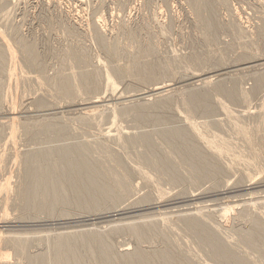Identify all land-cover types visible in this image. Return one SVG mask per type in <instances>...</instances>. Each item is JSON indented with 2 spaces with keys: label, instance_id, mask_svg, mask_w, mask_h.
I'll return each mask as SVG.
<instances>
[{
  "label": "rangeland",
  "instance_id": "rangeland-1",
  "mask_svg": "<svg viewBox=\"0 0 264 264\" xmlns=\"http://www.w3.org/2000/svg\"><path fill=\"white\" fill-rule=\"evenodd\" d=\"M207 2L211 28L202 24L193 0H0V125L16 119L15 135L6 129L10 126H0V184L9 181L8 195L0 192V216L9 218L4 223L2 219L0 233L28 237L22 257L0 241L8 264H26L48 253L61 234L79 232L98 233L110 244L111 256L126 248L152 255L169 243L184 263L219 264L211 247L185 225L189 216L212 227L219 241L230 243L226 247L233 254L264 264V229L257 225L264 227V0ZM25 48L33 49L32 60ZM75 53L85 60L70 59ZM140 68L145 78L153 76L152 81L137 78ZM80 74H92L97 90L79 88ZM64 75L77 83L74 99L56 86ZM218 82L226 90L234 89L232 98L216 90ZM204 90L210 91L207 99L194 110L182 102L191 91ZM70 100L77 104L72 106ZM161 100L171 103L149 107ZM143 102L148 108L140 118L135 112L146 105ZM206 107L209 112H204ZM43 122L50 125L47 132L38 131L37 123ZM168 129L188 133L189 147H199L210 158L212 149L216 151L215 157H221L216 163L213 155L210 163L221 170L212 177L201 175L194 168L199 163L196 156L188 159L182 155L186 148L174 149L161 137ZM142 135L150 138L149 148ZM178 140L169 139L174 144ZM78 145L97 147L86 149L101 172L110 164L111 176L104 170L99 181L111 183L114 197L96 200V189L68 188L67 201L51 209L18 197L21 183L34 181L27 175L29 156L52 150L57 160L60 148ZM157 158L165 161L164 168L158 167ZM171 170L177 172L174 180ZM118 182L122 188L113 186ZM149 221L155 222L158 233L149 235L151 242L136 240L128 225L152 224ZM247 233L255 244L250 249L242 244ZM78 254L86 264H106L91 261L82 248Z\"/></svg>",
  "mask_w": 264,
  "mask_h": 264
},
{
  "label": "bare ground",
  "instance_id": "bare-ground-1",
  "mask_svg": "<svg viewBox=\"0 0 264 264\" xmlns=\"http://www.w3.org/2000/svg\"><path fill=\"white\" fill-rule=\"evenodd\" d=\"M81 2V1H80ZM193 5L196 6V11L200 13V16H201V21H202V24L204 25V27H212L210 26L208 23V16L206 14V11H209L207 10V0H193ZM82 4V3H81ZM209 4V3H208ZM209 6V5H208ZM211 9V8H210ZM210 19V18H209ZM208 24V25H207ZM208 27V28H209ZM206 30V29H205ZM209 33V32H208ZM206 35V34H205ZM208 35V34H207ZM206 35V36H207ZM101 41V39H100ZM26 50V51H25ZM25 54H28L27 57L29 56L32 60V58H34V52H33V49H29V48H25ZM114 50V48H113ZM27 52V53H26ZM114 52V51H113ZM114 54V53H112ZM28 57V58H29ZM70 59H73L74 61H79L81 62L84 61L85 59H83V57H81L79 54H70ZM259 60V59H258ZM73 61V62H74ZM252 61V60H251ZM254 62V61H253ZM12 63V62H11ZM248 63V62H247ZM250 63V61H249ZM252 63V62H251ZM257 63V62H256ZM255 63H252L251 65H253ZM263 64V63H262ZM234 65V64H233ZM245 65V64H244ZM243 65V66H244ZM250 65V67H251ZM260 65V64H258ZM242 66V67H243ZM248 66V65H246ZM255 67V65H253ZM241 67V68H242ZM135 68V67H134ZM224 68V67H223ZM244 68V67H243ZM247 68V67H246ZM141 69V68H140ZM220 69V68H218ZM139 70V68H138ZM138 70H134V72L138 71ZM143 69L140 70V73H136L137 74V78L140 77V79H151L149 81H152V78L153 76H147L146 75L144 76L143 74H141V71ZM119 73H120V70H118ZM216 71V70H215ZM130 72H133V71H130ZM133 72V73H134ZM219 72V71H218ZM225 72V71H224ZM116 73L118 75V72L116 70ZM129 73V72H128ZM153 73V72H152ZM122 74V73H121ZM120 74V75H121ZM151 74V73H150ZM214 74V73H213ZM119 75V76H120ZM135 75V73L133 74ZM63 76V75H62ZM65 76V75H64ZM75 76V75H73ZM122 76V75H121ZM139 76V77H138ZM204 76V75H203ZM60 77V76H59ZM79 77V78H78ZM77 77V80H78V86L79 88H82L84 91H92L93 89L97 90V79L94 78L92 76V74H80L79 76ZM156 77V76H154ZM193 78H197V80L199 79V76L197 74H193L192 75ZM205 77V76H204ZM207 77V76H206ZM263 77V76H262ZM262 77L261 78H258L256 81L258 83H262ZM76 78V77H75ZM191 78V77H190ZM256 78V77H255ZM23 79V78H22ZM27 79V78H26ZM58 79V78H57ZM189 79V78H188ZM32 80V79H31ZM75 80V79H74ZM72 76H65V77H62L61 79H59V81H57V84L56 86L58 88H60V91L68 96L69 98H72L74 99L73 97L75 96L74 93L76 91V86H77V83H75L76 81H74ZM155 80V79H153ZM195 80V79H194ZM202 80V79H201ZM207 80V78L205 80H203V82H205ZM209 80V78H208ZM207 80V81H208ZM28 81V80H26ZM147 80H145L146 82ZM255 81V80H254ZM56 82V81H55ZM199 82V81H198ZM201 82V81H200ZM199 82V83H200ZM209 82V81H208ZM74 83V84H73ZM206 83V82H205ZM219 83V82H218ZM203 84V83H202ZM217 84V83H216ZM220 84V83H219ZM224 84V82H223ZM76 85V86H74ZM259 85V84H258ZM171 86V85H170ZM215 86V85H214ZM256 87H257V83H256ZM260 87V86H258ZM217 91H221L223 93H225L227 96H230L232 98V93L234 92V89H231V90H226L224 89L223 86H221V84L217 87H215ZM227 88H228V85H227ZM165 89V88H164ZM93 90V92H94ZM168 90V89H167ZM166 90V91H167ZM197 90V89H196ZM210 90V89H208ZM213 90V88H212ZM256 90V88H255ZM198 91V90H197ZM205 92H192L191 91V94H189L187 97H186V100L182 101V102H188L192 107H193V110L194 108H196V106H200L202 103L205 102V100L207 99L206 97L208 96L209 92L204 90ZM60 92V94H61ZM151 93H153L151 90L149 91ZM155 92V91H154ZM188 93V92H187ZM162 94V92H161ZM165 95V94H164ZM167 95V94H166ZM64 96V95H63ZM143 97V96H142ZM159 97V96H158ZM161 97V96H160ZM145 98V97H144ZM148 98V97H147ZM157 98V97H156ZM185 98V97H184ZM146 99V98H145ZM168 99V98H167ZM68 100V99H67ZM144 100V99H143ZM147 100V99H146ZM71 101V105H76L77 102H74V100H70ZM149 101V100H148ZM102 102V101H101ZM166 102L168 103L169 101H156V104H152L151 103L149 104V107H153V106H161L166 104ZM174 102V101H173ZM125 103V102H124ZM144 103V102H143ZM171 102H169L170 104ZM187 103V104H188ZM146 104V103H144ZM143 104V105H144ZM188 104V105H189ZM103 105V104H102ZM185 105V104H184ZM187 105V106H188ZM71 106V107H72ZM124 106V105H123ZM104 107V106H103ZM108 107V106H107ZM127 107V106H126ZM125 108V107H124ZM140 109H137L135 114L137 115V117H140V118H144L145 116V113H144V109L145 108H148V105L146 104L144 107H139ZM186 108V107H185ZM190 108V106L188 107ZM129 110V109H128ZM188 110V109H187ZM186 110V111H187ZM191 110V108L189 109ZM124 111V110H123ZM126 111V110H125ZM205 111H210V109H208L206 107V109L204 110ZM127 112V111H126ZM17 117V116H16ZM11 118H14V117H11ZM10 118V119H11ZM3 119V118H2ZM5 120V119H4ZM7 120V119H6ZM13 120H16V119H11L9 121H6L5 123H3L2 125V128H5V126H10V128H6V129H9L12 134H14V130L15 128H12V126L15 125L12 124L13 123ZM18 120V119H17ZM3 121V120H2ZM15 122V121H14ZM40 123V122H39ZM42 123V122H41ZM0 125V126H1ZM28 125V124H27ZM38 131H41V132H47L50 128V125L48 123L44 124H38ZM217 124L214 125V128ZM19 126V124H18ZM211 126V125H210ZM221 127V125H219ZM15 127V126H14ZM23 127H27L25 124ZM18 128V127H17ZM210 128V127H209ZM209 128L207 129L208 131ZM223 128V127H222ZM211 129V128H210ZM213 129V128H212ZM218 129V127H217ZM225 129V128H224ZM29 131V130H28ZM10 132V133H11ZM213 132V130H212ZM224 132V131H223ZM59 133V132H58ZM219 133V132H217ZM228 133V132H227ZM46 134V133H45ZM111 134V133H110ZM109 134V135H110ZM225 134V133H224ZM224 134L222 136H224ZM232 134V133H230ZM11 135V134H10ZM15 135V134H14ZM59 135H61V133H59ZM218 136H221L220 134ZM11 137V136H10ZM60 137V136H59ZM162 138H164L166 141H168L170 144H171V147L176 149L178 147H183V148H186L185 149V152L182 154L183 156L185 157H188V159L192 160L193 158H196L199 159V163L196 167H194L195 169L199 170L200 171V174L207 177V176H213L217 171L221 170V166H217L214 165V164H211L210 162H214V161H211L213 160L212 159V156L215 154V155H218L216 151H214L212 149V155L211 158L209 157V155H204V151L202 152L201 150H199V147L196 148L195 145H193L192 147H189V142H188V133L184 132L183 130H164L163 133H162ZM230 137V136H229ZM110 138V137H109ZM141 140L144 144V146H147L149 148V145H151V141H150V138L148 136H145V135H142L140 136ZM171 138H176V139H179L178 140V145L177 143L174 144L172 142L169 141V139ZM228 138V137H227ZM232 139V138H231ZM226 140V138H225ZM139 141V140H138ZM231 141V140H229ZM8 142V141H7ZM10 142V141H9ZM134 142V140H133ZM228 142V141H227ZM226 143V142H225ZM233 143V142H232ZM7 144V143H6ZM140 144V143H139ZM138 144V145H139ZM229 146H230V142H228ZM12 145V144H11ZM104 145V144H103ZM109 145V144H108ZM137 145V144H136ZM13 146V145H12ZM86 146V147H85ZM107 146V145H106ZM234 146V145H233ZM240 146V145H239ZM91 147L92 148V145L91 146H88V145H78V147H75V148H70V147H63V148H60L57 153H58V159L57 160H53V156L56 155L54 154V152L52 150H49V151H44V152H41V153H38L36 154L35 156H29L28 157V161H29V166H28V169L29 171H27V175H28V178H29V175H30V178L33 181V183L29 184V183H25V182H22L21 185H20V188H17V192H18V197H20L21 199L24 198L26 201V203H32V204H37V205H44L46 208H52L54 207L58 202H65L67 201V197H66V190L68 188H71L74 190V192H78L79 191V188H83V189H87V191L89 192H92L94 189L98 190L99 193H95L94 192V197L95 199L97 200V197L99 198H108V197H114V190L112 187H110L109 183H106V182H100L99 180L102 179L104 177V173H102L104 170H106V172H109L108 174H106L107 176H111V170L110 171H107L108 168H110V164L108 165V167L106 169H104L103 166L105 165H101L103 167V170L102 172L100 171V168H99V164L98 163H95L93 160L94 159H89L88 157V149L86 148H89ZM95 147V146H94ZM93 147V148H94ZM146 147V148H147ZM231 147V146H230ZM235 147V146H234ZM14 148V147H13ZM92 148V149H93ZM232 148V147H231ZM239 148V147H238ZM95 149V148H94ZM97 149V147H96ZM95 149V150H96ZM101 149V148H100ZM103 149V148H102ZM112 149V148H111ZM235 149V148H234ZM233 149V150H234ZM232 150V149H230ZM232 150V151H233ZM242 150V149H241ZM103 151V150H102ZM108 151V150H106ZM105 151V152H106ZM113 151V150H112ZM236 153L237 151L239 152V150H234ZM243 151V150H242ZM7 152V151H6ZM92 152V153H91ZM109 152H111V150H109ZM209 152V151H208ZM211 152V151H210ZM235 152H233L235 154ZM241 152V151H240ZM91 154H93V151H90ZM97 153V152H96ZM103 153V152H102ZM142 153V152H141ZM107 153H105L106 155ZM209 154V153H208ZM3 155V154H2ZM104 155V156H105ZM113 155V153H112ZM111 155V156H112ZM138 155V153H137ZM144 155V154H143ZM215 155L213 157H215ZM239 155V153L237 154ZM9 156H11L9 154ZM15 156H16V153H15ZM110 156V155H109ZM108 156V158H110ZM139 156V155H138ZM155 156V154L153 155ZM8 157V155H7ZM18 157V156H17ZM113 159L116 157V156H112ZM150 157V156H149ZM218 158L221 157V156H217ZM217 157H215V161L216 163L218 162V159ZM2 158V157H1ZM3 158H4V155H3ZM13 158V157H12ZM99 158V157H98ZM106 158V157H104ZM107 160H110L108 159ZM118 158V157H117ZM141 158V157H140ZM15 159H17L15 157ZM97 161L96 162H99L100 161V158L99 160L97 159V157L95 158ZM113 159H111V161H114ZM142 159V158H141ZM141 159H140V162H141ZM147 159V158H146ZM145 159V160H146ZM220 159V158H219ZM2 160V159H1ZM0 160V161H1ZM117 160V159H116ZM120 162V158L118 159ZM143 161V159H142ZM149 161V160H147ZM146 161V162H147ZM155 161V160H154ZM241 161V159H240ZM115 162V161H114ZM117 162V163H118ZM122 162V161H121ZM120 162V163H121ZM156 162H157V165L158 167H163L165 166V161L162 160L161 158H157L156 159ZM194 162L193 161H190V165H192ZM242 162V161H241ZM240 162V163H241ZM100 163V162H99ZM106 163V162H104ZM110 163V161H109ZM120 163H118L120 165ZM123 163V162H122ZM121 163V164H122ZM147 163H150V162H147ZM153 163V161L151 162ZM150 163V164H151ZM221 163V162H220ZM219 163V164H220ZM124 165V164H122ZM154 166V163L152 164ZM116 166V165H115ZM148 166V164H147ZM150 166V165H149ZM112 167V166H111ZM121 167V165L119 166V168ZM117 168V167H116ZM157 168V166H156ZM158 168V169H159ZM171 168V167H170ZM124 169H126L125 167L123 168L122 172L124 171ZM114 170V169H113ZM114 171H118V170H114ZM120 171V170H119ZM172 173L170 174L171 175V180H174L177 178V172H175L174 170H171ZM105 172V173H106ZM114 175H117L115 177H119L118 175V172L117 174L112 172ZM120 175L124 176L123 174H121V171L119 172ZM129 173V172H128ZM127 174V173H126ZM129 175V174H128ZM126 175L122 178L124 179L125 181V178ZM197 177V176H196ZM111 178V177H110ZM114 181H116L114 179V177H112ZM121 178V176H120ZM9 180V179H8ZM121 180V179H120ZM196 180V179H195ZM122 181V180H121ZM122 181V183L124 182ZM120 182V181H119ZM119 182L118 183H115L113 186H119ZM9 183V181L7 182ZM6 181L1 183L0 184V192L1 194L3 193L4 195L7 194L9 187H7V184ZM112 186V185H111ZM121 186V185H120ZM119 186V187H120ZM123 186V190H125V184L122 185ZM125 186V187H124ZM122 188V187H120ZM127 189V188H126ZM11 190V189H10ZM127 191V190H126ZM0 194V197L3 196ZM80 192L77 194L79 195ZM8 195V194H7ZM7 197V196H6ZM4 198V197H3ZM50 198V199H49ZM256 207V206H255ZM260 207V206H259ZM263 207V206H262ZM254 209V208H253ZM252 210V209H251ZM255 211V210H254ZM260 211V210H259ZM251 212V211H250ZM264 213V212H263ZM251 214V213H250ZM249 214V215H250ZM261 214V213H260ZM259 214V215H260ZM246 215V214H245ZM248 215V214H247ZM190 217V216H189ZM187 217L185 220V225L192 229L193 232L197 233V236L200 238V241H202V243H206L208 244L209 247H211V253L212 255L215 257V259L218 261V262H215V263H219V264H254V261L255 262H258L261 263L260 260H256L255 258H252L251 257V263H249V261L247 262V259L245 260L244 257H247L243 254V256L241 255V257L233 254V252H231L228 247H230V243L227 245V244H223L221 241H219V239H217L218 236H215V230H214V233L213 231L211 230L212 227H210L208 229V227H205L204 225H202L200 222L201 220L198 219L200 217H198L197 219L196 218H189ZM247 217V216H245ZM250 217V216H249ZM254 217V216H253ZM201 218H205V217H202ZM243 218V217H242ZM2 219L4 220L3 223L8 220L6 219V217L4 216H0V223L2 221ZM206 219V218H205ZM204 219V220H205ZM245 219V218H244ZM200 220V222H199ZM11 221V220H10ZM206 221V220H205ZM249 221V220H248ZM252 221V220H251ZM253 221H256V220H253ZM258 221V220H257ZM150 222V221H149ZM152 222V221H151ZM150 222V223H151ZM208 222V221H207ZM247 222V220H246ZM260 222V221H259ZM211 223V222H210ZM8 224V223H7ZM142 224V223H141ZM147 224V222L145 223ZM263 224V223H262ZM261 224V225H262ZM143 225V224H142ZM128 225V229L130 231V233L132 234V236H134L136 238V240H141L143 239L144 242H145V239L144 238H147V240H149V235H153L155 233H158V229L156 228L155 226V222L152 224H147V225ZM211 225V224H210ZM258 225V228L259 227H262L264 229L263 226H259ZM257 228V229H258ZM260 229V228H259ZM218 231V229L216 230ZM82 232V231H81ZM80 233V232H79ZM75 235L74 233L72 234H65V235H62L59 236L58 238H56V240L52 243V247L50 249V251L48 253H45V254H41L40 256L36 257L34 256L33 258H30V262L29 260L27 261L26 264H35V263H43V264H86L83 260L82 257L79 256L78 254V251L82 248L84 249L85 253H86V257L89 258L91 261H94L95 259H100L102 261H104L106 264H188V263H184V261L181 258L177 257L175 255V253L173 252V248L170 246V244L168 243L167 246L165 247V249L163 250H160V251H156L158 253H154L151 254L152 255H149L146 254L145 252H143L142 250H140L139 248L130 252L126 249H124L122 252H119L118 255L116 256H111V246L110 244H107L106 241H104L101 236L98 234V233H95L94 234H83V232L79 235ZM218 233V232H217ZM224 233V232H223ZM237 233H239L237 231ZM1 234V233H0ZM242 234V233H241ZM252 233H247L246 237L243 236V240H242V244L247 245V247L250 249L249 246H254L255 244L253 243V240H252ZM2 235V234H1ZM0 235V241H4L6 244H10L11 247L14 248V250L16 251V253L19 255V256H24L23 254L25 253L24 251L26 250V243H27V235L26 237L24 236H21L19 237H11L9 235V237H3V235L1 236ZM13 235V234H12ZM31 235V234H30ZM156 235V234H155ZM224 235V234H223ZM220 236V235H219ZM225 236V235H224ZM46 237V236H45ZM173 237V236H172ZM237 237V236H236ZM241 237V235H240ZM240 237H238L240 239ZM38 238V237H37ZM171 238V237H170ZM168 239V238H167ZM166 239L167 242H169L168 240ZM236 239V238H235ZM151 240V239H150ZM149 240V242H151ZM175 240V239H173ZM32 241V239L30 240V242ZM43 241V239L41 240ZM177 241V240H176ZM239 241V240H238ZM135 242V241H134ZM198 242V241H197ZM241 242V241H240ZM1 243V242H0ZM4 243V244H5ZM166 243V242H165ZM175 243V242H174ZM177 243V242H176ZM200 243V242H199ZM225 243V241H224ZM228 243V242H227ZM2 244V243H1ZM29 244V243H28ZM97 245V247L94 249L92 246L93 245ZM179 244V242L177 243ZM239 244V243H238ZM237 244V245H238ZM241 244V246H242ZM254 244V245H253ZM226 245L228 247H226ZM234 245H236L234 243ZM232 245V247L234 246ZM5 246V245H4ZM207 246V247H208ZM239 246V245H238ZM244 246L242 247V249H240V251L242 250L243 251V248ZM174 247V246H173ZM231 247V248H232ZM235 247V246H234ZM246 248V246H245ZM252 248V247H251ZM255 248V247H254ZM233 249V248H232ZM238 249V248H236ZM235 250V248H234ZM248 250V249H247ZM261 250V249H260ZM236 251V250H235ZM251 251H253L251 249ZM250 251V252H251ZM246 252V251H245ZM244 252V253H245ZM242 253V252H240ZM248 253V252H247ZM237 254V253H236ZM15 255V254H14ZM239 255V253H238ZM252 255V254H250ZM6 255L5 254H2L0 253V263L2 264H8V260L5 261L6 259ZM36 257V258H35ZM258 257V256H257ZM184 258V257H182ZM249 258V257H248ZM3 259V260H2ZM20 259V257H19ZM255 259V260H254ZM262 260V258H260ZM16 260V259H15ZM18 260V259H17ZM159 260V261H158ZM213 260V258H212ZM254 260V261H253ZM253 261V262H252ZM260 261V262H259ZM29 262V263H28ZM157 262H160V263H157ZM185 262H187L185 260ZM263 262V261H262ZM15 263V262H14ZM11 264V263H10ZM20 264V263H19ZM89 264V263H88ZM191 264V263H190Z\"/></svg>",
  "mask_w": 264,
  "mask_h": 264
}]
</instances>
